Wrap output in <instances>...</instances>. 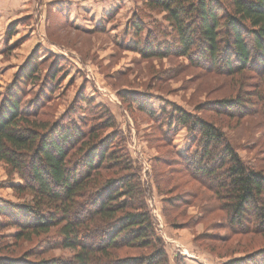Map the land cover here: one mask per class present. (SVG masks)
<instances>
[{
	"label": "trees",
	"instance_id": "obj_1",
	"mask_svg": "<svg viewBox=\"0 0 264 264\" xmlns=\"http://www.w3.org/2000/svg\"><path fill=\"white\" fill-rule=\"evenodd\" d=\"M141 1L139 18L156 11L169 30L160 23L147 29L145 37L136 38L140 51L185 55L206 69L240 74L235 94L218 100L217 109L235 116L245 115L253 104L264 110V0ZM134 26L138 36L145 24L138 21L133 30ZM161 36H169V41ZM42 59H26L25 72L17 77L22 82L13 81L0 91V161L17 171L24 182L15 187L31 196L27 202L0 201V264H169L147 193L115 130L102 135L95 124L85 127L86 116L77 122L72 109L56 119L39 117L43 113L39 105L52 95L49 85L59 71L57 66L47 69L44 82H37ZM26 82L37 83L34 98L23 97L33 93V87L27 92L19 86ZM245 85L252 89L245 91ZM80 101L93 118L101 119L98 128H113L114 118L105 105L83 93ZM150 107L146 103V111L158 120L160 114ZM164 114L170 145L180 126L194 135L193 149L173 152L189 175L210 192L201 203L202 212H222L224 220L218 226L234 233L264 232V170L246 164L214 121L173 103ZM105 168L115 172L104 174ZM195 193L173 195L171 208L188 203ZM8 226H14L12 233L4 231ZM20 239L33 244L15 254ZM52 247L69 248L71 255L44 256ZM130 248L142 251L131 254ZM178 256L174 255V264H180ZM227 264H264V244Z\"/></svg>",
	"mask_w": 264,
	"mask_h": 264
},
{
	"label": "rangeland",
	"instance_id": "obj_2",
	"mask_svg": "<svg viewBox=\"0 0 264 264\" xmlns=\"http://www.w3.org/2000/svg\"><path fill=\"white\" fill-rule=\"evenodd\" d=\"M88 1L0 0V91L13 81L22 82L17 77L25 72L22 64L26 59L43 57L36 80L40 84L47 69L57 66L58 77L49 85L54 91L39 105L43 112L39 117L56 119L72 109L77 122L86 116L85 127L95 124L94 128L102 135L115 130L116 140L130 157L147 193L146 201L151 198L154 203L155 214L151 216L153 223L160 224V228L155 225L156 231L164 240L169 264H174L175 253H179L180 264H227L264 244V232L234 233L218 226L224 220L222 212L213 210L207 215L202 212L201 203L209 199L210 192L189 175L173 152V149L182 152L193 149L194 135L180 126L172 133L170 145L168 127L162 124L165 114L162 116L161 112L168 111L171 103L212 120L246 164L264 170L263 108L253 104L245 115L235 116L216 107L218 100L235 94L240 74L206 69L176 53L144 54L136 46V38L145 37L146 30L156 23L166 29L169 26L156 11L139 18L141 0H91L95 6L105 3L101 11L90 9ZM138 21L145 26L137 36V27L132 28ZM160 38L168 42L170 37ZM20 84L27 92L33 87L32 94L22 95L34 98L37 83ZM244 89L250 91L252 86L245 85ZM82 93L106 106L114 118L113 128H98L101 119L93 118L90 108L88 111L83 108ZM146 103L156 115L160 114L158 120L146 111ZM113 171V168L101 170L108 175ZM23 182L17 171L0 161V201H29L30 192L15 187ZM192 190L196 195L190 196L188 203L171 208L170 197ZM13 228L8 226L4 231L12 233ZM17 244L13 248L15 254L33 243L20 239ZM182 246L188 248L184 255L178 252L183 250ZM128 251L132 254L142 249ZM48 255L67 257L71 249L52 247L44 254Z\"/></svg>",
	"mask_w": 264,
	"mask_h": 264
},
{
	"label": "crops",
	"instance_id": "obj_3",
	"mask_svg": "<svg viewBox=\"0 0 264 264\" xmlns=\"http://www.w3.org/2000/svg\"><path fill=\"white\" fill-rule=\"evenodd\" d=\"M90 2H91L92 4H90ZM93 3H94V1H91V0H89L88 2H86V4H88V5L90 6V7H89L90 9L93 8V11H94V10H97V11L100 10V11H101V8H104V6H105V3H104V4H101V3H100L102 6H101L100 4H99L100 6H99V5L95 6V4H93ZM98 6H99V7H98ZM95 8H97V9H95ZM182 247H183L182 249L185 250V251H183V250H179L178 252H181V251H182L181 253L184 255V253L187 252V249H188V248H186L185 246H182ZM175 254H176V253H175ZM187 254H188V253H187Z\"/></svg>",
	"mask_w": 264,
	"mask_h": 264
},
{
	"label": "built area",
	"instance_id": "obj_4",
	"mask_svg": "<svg viewBox=\"0 0 264 264\" xmlns=\"http://www.w3.org/2000/svg\"><path fill=\"white\" fill-rule=\"evenodd\" d=\"M148 205L150 208V211L152 214H155V207H154V203H152L151 198H148ZM155 225H157L158 228H160V224L155 222Z\"/></svg>",
	"mask_w": 264,
	"mask_h": 264
}]
</instances>
